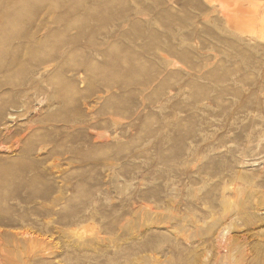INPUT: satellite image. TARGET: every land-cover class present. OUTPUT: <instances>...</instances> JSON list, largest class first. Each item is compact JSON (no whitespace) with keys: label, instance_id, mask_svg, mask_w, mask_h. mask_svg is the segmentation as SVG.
<instances>
[{"label":"bare ground","instance_id":"obj_1","mask_svg":"<svg viewBox=\"0 0 264 264\" xmlns=\"http://www.w3.org/2000/svg\"><path fill=\"white\" fill-rule=\"evenodd\" d=\"M250 93L264 100V0H0V264H84L123 230L104 264H229L234 237L252 240L242 264H264V133L216 146L173 113L167 150L123 145L134 98L139 115ZM206 155L216 160L198 163ZM123 157L137 179L124 214L101 208L90 184L95 170L119 182L110 171ZM87 220L97 228L44 246Z\"/></svg>","mask_w":264,"mask_h":264},{"label":"rangeland","instance_id":"obj_2","mask_svg":"<svg viewBox=\"0 0 264 264\" xmlns=\"http://www.w3.org/2000/svg\"><path fill=\"white\" fill-rule=\"evenodd\" d=\"M117 10H114L116 12ZM120 37H115L113 40L119 43V48L123 50V29L119 32ZM119 38V39H118ZM103 59L98 58L97 62H102ZM130 99L128 92H123V99ZM227 103L222 106H217L211 99L208 101L212 105L209 109L200 111L196 107H188L183 99L173 100L170 104H164L160 107L147 106L141 114L137 113V98L132 100L130 106L123 108V145H127L133 150H137L139 155L155 156L159 150H167L172 143L171 132L164 126L165 121L170 119V115L176 113L181 118V123L186 128L191 122L196 128L199 124L203 126V131L208 142L216 146L224 144L227 139L235 138L243 129L251 128L258 134L264 133V100H261L260 95L256 94H227L225 95ZM111 127L108 128V131ZM168 130V132H166ZM222 134H227L221 137ZM132 150V149H130ZM214 156L206 155L198 158V163L212 160ZM214 161L216 158H213ZM133 162L125 159L114 164L111 168V173L117 174L119 182L107 183L104 185L101 180V174L95 170L90 184L92 188H103L100 194L99 205L103 209L119 208L124 214L125 207L123 200L128 194L126 185L131 180L132 183L137 182L133 179L132 169ZM64 162H60L56 169H62ZM133 179V180H132ZM214 176L207 178L205 183L216 181ZM103 184V185H102ZM199 185V184H198ZM197 185V186H198ZM264 200V197H261ZM97 223L91 220L83 221L79 225H75L68 230H62L60 236H50L49 233L43 235L46 239L44 246H62L63 237L72 235V229L81 228L82 226H93L97 228ZM236 228V227H235ZM235 231V229H234ZM233 231V233H234ZM122 238L116 236L109 237L102 243L89 248L86 252L88 261H83L84 264H104L100 257L102 252L113 253L120 251L124 247V236ZM36 234L38 232H35ZM74 236V235H73ZM231 243L232 255L228 257L229 264H242L245 258H248L251 253L252 240L251 238L234 237ZM172 264H192L190 262L178 261L176 256L170 257ZM121 264H124V259L120 258ZM170 264V262L165 263Z\"/></svg>","mask_w":264,"mask_h":264}]
</instances>
